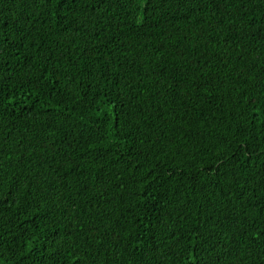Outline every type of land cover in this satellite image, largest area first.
<instances>
[{"label":"trees","instance_id":"1","mask_svg":"<svg viewBox=\"0 0 264 264\" xmlns=\"http://www.w3.org/2000/svg\"><path fill=\"white\" fill-rule=\"evenodd\" d=\"M0 264H264V0H0Z\"/></svg>","mask_w":264,"mask_h":264}]
</instances>
